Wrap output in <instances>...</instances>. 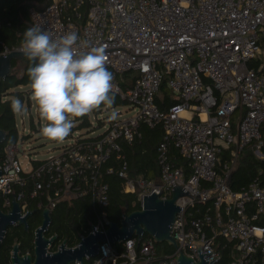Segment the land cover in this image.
Wrapping results in <instances>:
<instances>
[{
    "label": "built area",
    "instance_id": "2783aa9c",
    "mask_svg": "<svg viewBox=\"0 0 264 264\" xmlns=\"http://www.w3.org/2000/svg\"><path fill=\"white\" fill-rule=\"evenodd\" d=\"M30 17L53 40L76 32L78 53L103 46L105 66L114 75L112 93L126 101L127 109L97 135L78 130L57 154L31 159L30 168L22 166L18 142L6 145L0 161V208L11 210L13 197L22 215L33 206L52 214L59 203L85 196L106 206L110 197L104 178L113 173L141 208L144 195L162 188L161 197H171L178 184L194 194L176 200L183 207L171 232L181 251L199 260V244L202 253L212 251L207 259L218 258L213 262L218 264L224 239L232 256L228 264H264V222H259L264 218V185L254 179L233 190L229 182L247 145L264 159V0H52L44 8L31 7ZM82 41L87 46L79 47ZM130 70L137 75L127 82L124 73ZM164 81L178 100L166 109L156 100ZM142 124H162L164 129L155 178L131 174L122 151L123 141L142 137ZM172 147L188 160L189 176L176 164ZM34 160L40 163L34 165ZM105 217L93 225L98 231L107 230ZM86 235L67 246H77ZM62 242L56 249L50 243L48 249L58 250ZM156 242L145 235L117 246L102 242L98 254L85 260L179 264L178 248L160 255ZM77 261L71 264L84 263Z\"/></svg>",
    "mask_w": 264,
    "mask_h": 264
},
{
    "label": "trees",
    "instance_id": "16d2710c",
    "mask_svg": "<svg viewBox=\"0 0 264 264\" xmlns=\"http://www.w3.org/2000/svg\"><path fill=\"white\" fill-rule=\"evenodd\" d=\"M52 0H0V52L11 50L22 45L23 32L33 25L30 17V8L36 6L44 8ZM32 62L27 57L13 59L10 74L2 80L0 86V127L5 129L7 137L5 141L0 142V161L4 156V148L8 144L19 142L21 138L27 135H21L18 127L16 112L12 110L11 102L13 98H18L22 106L27 103L31 104L32 89H22L30 85L28 77V68ZM254 63H251L253 65ZM22 65V72H18V66ZM137 72L134 70L126 71L124 77L127 82L135 78ZM114 94V93H113ZM115 95V105L125 104L126 101ZM159 106L166 109L169 105L178 100L172 97L171 91L166 85L162 84L161 91L156 98ZM99 108L94 109L98 112ZM80 128L91 126L89 114L83 117L75 118ZM31 126L35 127L33 117H30ZM100 124L104 121L100 119ZM142 137L129 143L122 142V151L128 161V170L133 175H144L149 178L158 176L159 168L157 162V147L164 139V129L162 124L154 127L142 124ZM93 130V129H92ZM175 162L184 167L186 176L190 175L188 160L184 158L178 149L172 147ZM264 152V149H263ZM223 159L228 158L227 153ZM34 165L40 161L34 160ZM254 179H258L264 185V159L256 156L252 145H247L241 152L237 164L232 173L231 188L241 190L244 186ZM104 180L109 184V203L106 206L94 205L90 196H85L73 200L71 203H59L52 212V220L47 235L57 234L58 237L54 242L52 249H56L60 241L67 239L70 245H74L80 240L82 235L90 232L93 225L97 223L98 218L105 214L112 221L121 222L123 212H131L141 208V204L135 194L125 193L122 191V178L117 174H107ZM37 208L33 206V210ZM42 210L37 209V213L29 220V229L21 224H15L7 228L6 235L0 246V264H10L11 252L16 241L20 243L21 254L32 253L34 256V232L42 223ZM264 222L261 218L259 222ZM152 235L146 233V237ZM220 247L222 259L218 264H228L232 256L230 255V245ZM120 245V243H115ZM157 250L160 255L172 254L175 247L168 242H156ZM83 264H92V258L86 259Z\"/></svg>",
    "mask_w": 264,
    "mask_h": 264
},
{
    "label": "clouds",
    "instance_id": "9594fccd",
    "mask_svg": "<svg viewBox=\"0 0 264 264\" xmlns=\"http://www.w3.org/2000/svg\"><path fill=\"white\" fill-rule=\"evenodd\" d=\"M79 39L76 32H69L58 41L53 40L35 24L23 32L22 52L32 62L28 68L32 98L41 119L48 122L40 131L56 142L70 135L74 118L83 117L101 105L111 108L115 103L114 75L105 66L104 47L78 53ZM85 46L86 41L79 45ZM11 107L14 112L22 111L21 100L13 98ZM116 117L113 111L109 119Z\"/></svg>",
    "mask_w": 264,
    "mask_h": 264
},
{
    "label": "water",
    "instance_id": "95a60500",
    "mask_svg": "<svg viewBox=\"0 0 264 264\" xmlns=\"http://www.w3.org/2000/svg\"><path fill=\"white\" fill-rule=\"evenodd\" d=\"M25 57L22 49L13 48L0 52V86L2 80L11 72L13 59ZM6 137V130L0 127V142L5 141ZM1 172L0 168V174ZM231 179L232 174L229 177V182H231ZM156 182L159 183L160 181L157 180ZM172 189L173 195L167 198H163L159 194L162 192V188L159 193L154 191L151 195H144L143 207L131 212H127V209H125L120 223L105 217L108 224L105 232L98 231L97 226H93L94 232L89 233L84 238L82 237L77 246L68 247L67 239H64L60 248L55 251H50L48 246L50 243L55 242L58 235L54 234L51 237L45 235L52 220L50 209L45 208L42 224L35 230L34 256L32 253L21 254L20 243L16 241L11 252L10 264H71L75 260L82 263L86 255L95 257L98 254L102 242L117 243L133 236H137L138 240H141L146 233L152 235L157 242H168L180 250L178 242L171 232L176 215L183 207L178 205L176 200L181 195L188 194L193 197L194 194L178 184ZM12 202L13 207L11 210L3 211L0 208V246L8 227L21 224L25 229H29L28 219L33 211L27 210V213L22 215L19 201L13 197ZM211 252L202 253L201 245L198 244V254L201 257L199 260H195L180 250L178 262L179 264H214L213 262L218 258L211 261L207 259V255ZM238 264L242 263L239 262Z\"/></svg>",
    "mask_w": 264,
    "mask_h": 264
},
{
    "label": "rangeland",
    "instance_id": "374dc122",
    "mask_svg": "<svg viewBox=\"0 0 264 264\" xmlns=\"http://www.w3.org/2000/svg\"><path fill=\"white\" fill-rule=\"evenodd\" d=\"M18 72H22V65L18 66ZM22 89L30 90L31 86H25ZM127 107L122 104H113L111 108L108 106L103 105L98 112H95L94 110L89 113V118L91 123V126L88 128H80L78 126V121L74 118V127L71 130V133L68 137H66L62 142H56L49 140L45 138L41 134V128L46 125L48 122L45 120H42L39 114V109L32 98V92H31V104L28 105L25 103L22 107V111L16 112L18 127L21 135H27L26 138H21L19 140V145L22 148L21 152L19 153V158L21 160L22 166L25 168L32 167V161L31 159H46L54 154H57L62 147L67 144L73 135L77 134V131L79 130L80 133H91V130H95V135L103 132L105 129V124H109V116L111 112L115 111L117 113L122 110L123 114H126ZM22 115L24 116V122L22 123ZM33 117L35 127L31 126L30 117ZM116 117V118H117ZM102 118L105 120L104 124H100V119ZM70 119H72L70 117ZM25 127V129H24ZM24 151V153H23ZM25 154V155H24Z\"/></svg>",
    "mask_w": 264,
    "mask_h": 264
},
{
    "label": "flooded vegetation",
    "instance_id": "af4514ba",
    "mask_svg": "<svg viewBox=\"0 0 264 264\" xmlns=\"http://www.w3.org/2000/svg\"><path fill=\"white\" fill-rule=\"evenodd\" d=\"M3 211H5L4 209H3ZM33 212H32V214L29 216V219L28 220H30L33 216H34V214L35 213H37V209H34V210H32ZM42 216H43V213H42ZM43 220V219H42ZM42 224V223H41ZM41 226V225H40ZM56 241V240H55Z\"/></svg>",
    "mask_w": 264,
    "mask_h": 264
},
{
    "label": "crops",
    "instance_id": "0c3cea01",
    "mask_svg": "<svg viewBox=\"0 0 264 264\" xmlns=\"http://www.w3.org/2000/svg\"><path fill=\"white\" fill-rule=\"evenodd\" d=\"M36 7V6H35Z\"/></svg>",
    "mask_w": 264,
    "mask_h": 264
}]
</instances>
